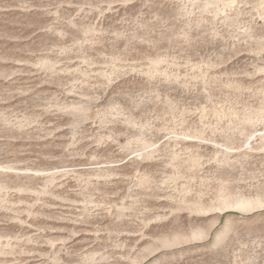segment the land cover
Returning <instances> with one entry per match:
<instances>
[{"label": "rangeland", "instance_id": "rangeland-1", "mask_svg": "<svg viewBox=\"0 0 264 264\" xmlns=\"http://www.w3.org/2000/svg\"><path fill=\"white\" fill-rule=\"evenodd\" d=\"M0 264H264V0H0Z\"/></svg>", "mask_w": 264, "mask_h": 264}, {"label": "bare ground", "instance_id": "bare-ground-1", "mask_svg": "<svg viewBox=\"0 0 264 264\" xmlns=\"http://www.w3.org/2000/svg\"><path fill=\"white\" fill-rule=\"evenodd\" d=\"M242 204H243L244 207L247 209V208H249V206L251 205V202H250V201H244Z\"/></svg>", "mask_w": 264, "mask_h": 264}]
</instances>
